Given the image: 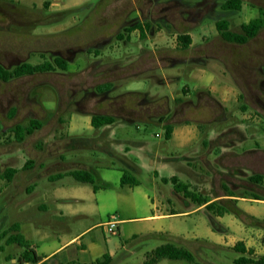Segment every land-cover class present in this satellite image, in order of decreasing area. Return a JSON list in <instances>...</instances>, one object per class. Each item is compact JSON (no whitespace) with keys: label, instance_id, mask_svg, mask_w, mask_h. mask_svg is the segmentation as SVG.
<instances>
[{"label":"crops","instance_id":"crops-1","mask_svg":"<svg viewBox=\"0 0 264 264\" xmlns=\"http://www.w3.org/2000/svg\"><path fill=\"white\" fill-rule=\"evenodd\" d=\"M65 2L50 0L48 5L50 9L54 4L59 6L52 9L81 5L69 6ZM136 30L128 37L118 39L136 47L128 49L136 51L126 57L129 63L148 50L143 42L133 38ZM145 30L139 32V37L145 36ZM182 33L190 35L189 46H192V34ZM207 60L210 63L211 58ZM140 72L120 77L122 83L136 80L133 81L135 86L123 92L117 91L121 84L106 82L109 88L100 94L104 95L102 102L107 100V105L113 104L112 109L104 105L92 113L76 108L85 116L49 121V129L37 138L34 146H22L31 141V133L22 141L12 142L10 150L0 151V195L17 206L26 202L33 209L24 224L26 238L22 234L30 248L48 264L70 261L87 264L101 260L105 255L113 258L134 238L145 240V243L156 242L149 249L167 242L175 245L205 242L220 248H234L237 243H242L244 251L235 249L240 254L235 260L240 256H264V192L255 191L264 187V103L254 107L260 112L255 122L261 126L254 125L257 129L253 132L240 121L244 116L237 108L241 99L240 87L232 77L233 83L212 77L198 92L202 91L208 97L217 112L206 115L208 118L202 122L198 119L171 122L168 113H162L166 97L157 92L161 86H156L154 93H151L152 89L144 91L137 80L151 71ZM151 77L152 81L158 79L152 73ZM129 97L133 102L128 101ZM193 103L198 104V100ZM154 104L152 111L150 106ZM160 107L161 110L157 109ZM229 112L233 119L230 121ZM94 114L110 115L113 121L94 127L91 121ZM141 121L159 123L170 146L164 143L151 147L129 131L128 127L134 124L138 127L137 123ZM223 122L225 124L220 125ZM166 126L171 127L168 137L165 136ZM41 127L42 124L33 133ZM155 134L161 136L160 132ZM248 142L252 145L246 147L244 144ZM7 169L15 171L6 175ZM76 170L87 171L94 182L77 180L71 174ZM124 173L132 175L138 183H121ZM144 175L151 177L152 182L160 180L172 187L170 181L162 179L176 176L179 181L189 184L191 190L203 192L209 200L196 203L173 187L175 192L192 202L191 205L186 203L187 209H176L172 199L163 193L150 196L142 181ZM255 175H260L261 179L251 180L250 177ZM245 187H254V191L242 190ZM210 202L216 204L211 210L207 208ZM218 206L224 208L222 213H218ZM239 213L246 219L240 218ZM113 217L118 231L109 236L106 222ZM179 217H193L191 232L184 233L172 223ZM13 224L18 226V232L24 230L18 222ZM252 250L254 254H251Z\"/></svg>","mask_w":264,"mask_h":264},{"label":"rangeland","instance_id":"rangeland-1","mask_svg":"<svg viewBox=\"0 0 264 264\" xmlns=\"http://www.w3.org/2000/svg\"><path fill=\"white\" fill-rule=\"evenodd\" d=\"M224 1L66 0L65 4L69 6L74 3L81 5L70 9H52L59 6L54 4L50 9V0H0V64L11 69L22 62L35 64L44 60L53 61L56 56L68 61L67 70L56 69L9 81L0 80V151L10 150L11 143L16 142L13 133L16 125L26 126L32 119L41 122L43 127L29 135L31 141L22 144L24 148L32 147L37 138L46 134L49 121L84 117L85 114L76 108L92 113L104 105L112 109L113 104L107 105L105 99L102 102L101 96L104 95L96 86L108 81L116 82L121 84L116 90L123 92L135 86L133 81L136 80L122 83L120 77L137 75L141 70L151 72L144 73L137 80L140 82L138 86L144 91L152 89L151 93L157 91L156 86H161L157 92L159 96L166 97L162 103V113H168L171 122L184 119L202 122L208 118L206 115L215 114L217 110L208 97L198 91L212 77L233 83L232 77L241 90V104L237 108L244 116L240 121L254 132L261 126L255 122L260 112L254 107L264 103V25L253 38L238 44L223 40L215 22L226 19L229 30L241 32L242 23L258 17L264 19V0H242L239 11L223 10L221 5ZM137 23L149 24L148 28L144 26V37H139L138 30L133 32V38L143 42L148 50L129 63L126 57L134 55L136 51L128 49L136 47L128 42L125 45L116 38V34H125V26ZM182 32H189L193 36V45L187 49L176 44V36ZM206 58H211L210 63ZM151 73L159 81H152ZM197 100L198 104L195 105L193 102ZM128 101L133 102L131 97ZM150 107L153 111L155 104ZM157 109L161 110L162 107ZM231 113H228V121L233 120ZM137 124L138 127L136 124L128 127L129 131L147 141L151 147L163 146L164 143L170 146L159 123L141 121ZM200 128L203 131V126ZM156 132H160L161 136H156ZM244 145L249 147L252 144L248 142ZM150 178L142 176L144 187L151 197L155 193H163L180 210L188 208L186 203L192 204L175 192L170 183L160 180L152 182ZM242 190L253 192L254 187ZM255 191L264 192V187ZM32 213L33 209L26 202L17 206L0 195V264H29L22 261L25 248L12 241L11 236L18 233L12 227L14 222L23 225L24 230H19V233L26 236L24 224ZM172 223L184 233L194 228L193 217L174 218ZM144 241L139 238L129 241L118 255L108 259V264H146L152 250L149 248L156 242ZM196 244L185 242L177 245L194 250L196 262L203 264H234V258L240 255L232 247L220 248L205 242ZM250 257L258 259L259 255ZM155 264L191 263L183 259L165 258Z\"/></svg>","mask_w":264,"mask_h":264},{"label":"trees","instance_id":"trees-1","mask_svg":"<svg viewBox=\"0 0 264 264\" xmlns=\"http://www.w3.org/2000/svg\"><path fill=\"white\" fill-rule=\"evenodd\" d=\"M242 6V0H225L221 8L223 10H240ZM264 25V19L261 17L256 18L255 20L247 23H242L240 28L241 32H235L228 29L229 22L226 19H220L215 22V27L218 33L220 34L221 38L228 42H234L238 44H244L246 43L250 38H253L261 29V27ZM149 27L148 23H137L135 25L131 26H125L124 32H119L116 34L117 39H123L124 37H128L129 33L133 30H138L140 33H143L145 28ZM177 40L179 42V47L182 49H187L189 45L191 44L192 40L189 34L187 33H180L177 36ZM68 67V61L61 57L56 56L53 61L44 60L40 63H30V62H22L20 64L15 65L13 68L8 69L4 67L2 64H0V80L2 81H9L14 78L22 77L25 75H31L35 73H41V72H48V71H54L56 69L60 70H67ZM109 88L108 83L102 84L97 89L99 91H104ZM14 110H12L13 112ZM92 125L94 127H100L105 124L112 123L113 117L110 115H101V114H94L92 116ZM41 126V122L32 119L30 120L29 124L26 126L22 125H16L13 133L14 137L17 141H22L25 136L33 133L35 129H38ZM171 127L166 126L165 127V136H169V131ZM14 169H7L4 174L8 172H14ZM71 174L80 181L84 182H90L93 183L94 179L93 176L88 173L87 171L82 170H76L71 172ZM7 175V174H6ZM251 180H259L261 179L260 175H255L250 177ZM164 182L170 181L173 184V187L176 191L181 192L185 197L192 199L196 203H204L207 202L209 199L207 196H205L202 192H195L194 190H191L189 187V184L183 183L178 180L176 176H171L169 179L163 178ZM121 183L126 184H137L138 181L130 174L124 173L121 177ZM216 207V204L214 202H210L207 204L208 209H213ZM224 211L223 207L218 206V213H222ZM240 218L243 220L246 219V216L242 213H239ZM13 229L18 231V226L16 224L12 225ZM12 241L18 242L21 246H23L25 249L22 253V261L29 263V264H48L46 260H42V257L36 255L34 251L30 248L28 242L24 239V237L18 232L11 236ZM234 249L238 251H244L242 247V243H237L234 246ZM110 257L108 255H105L101 260H96L92 263L87 264H108V259ZM183 259L187 262H190L191 264H201L200 262H196L193 253L188 250L185 247L175 245L174 243L167 242L160 244L156 247H154L150 251V257L146 261V264H155L161 259ZM236 264H246V263H256V264H264V256H260L258 259H254L251 257L246 256H240L235 260ZM58 264H86L81 263L78 261H70L67 263H58Z\"/></svg>","mask_w":264,"mask_h":264},{"label":"built area","instance_id":"built-area-1","mask_svg":"<svg viewBox=\"0 0 264 264\" xmlns=\"http://www.w3.org/2000/svg\"><path fill=\"white\" fill-rule=\"evenodd\" d=\"M116 224H117V221L115 217L108 219V221L106 222L107 232L111 234H116L118 231Z\"/></svg>","mask_w":264,"mask_h":264}]
</instances>
